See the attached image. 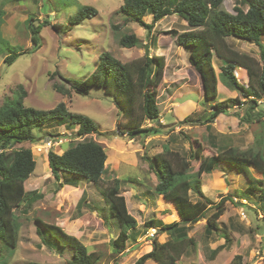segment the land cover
Masks as SVG:
<instances>
[{
	"label": "rangeland",
	"instance_id": "obj_1",
	"mask_svg": "<svg viewBox=\"0 0 264 264\" xmlns=\"http://www.w3.org/2000/svg\"><path fill=\"white\" fill-rule=\"evenodd\" d=\"M122 4L123 0H0V107L10 104L12 99L25 92L24 104L27 107L49 111L64 103L69 112L87 116L99 126L96 135L78 138L77 127L49 124L34 131L35 143L15 147L33 151L37 167L25 187L29 192L43 195V198L34 203L28 214L24 211L26 204L16 209L15 217L20 225L18 245L11 248L0 242V264H68L72 260L73 250L59 249L57 242L53 246L50 242L47 245L42 243L37 235L39 226L36 220L62 227L67 234L77 236L90 251L100 252L102 260L97 264H134L152 249L149 233L155 232L161 243L169 240L168 235H160L156 229L148 230L145 224L156 218L152 211L159 207L154 190L158 178L151 167L153 156L169 149L188 158L194 141L207 150L208 156L228 148L264 155V114L260 120L257 115L261 111L264 113V99L251 110L250 122L239 121L236 116L244 114L246 106H235L220 115L207 129L204 118L214 103L229 98H238L244 103L249 98H244L240 91L230 90L218 77L217 99L205 101L202 79L189 65V52L179 47L171 35L174 31H186L189 28L187 23L174 14L156 23L152 34H148L134 21L125 23L127 17L118 13ZM85 6L94 7L97 15L81 24L71 25L70 18ZM235 7H243V0H224L223 8L229 13L235 14ZM145 21L151 24L153 18L147 16ZM54 25L59 28L55 29ZM31 26L39 30V48L32 44ZM126 34H135L141 45L131 49L121 47L119 40ZM154 39L157 40L155 45ZM228 43L234 50L256 59L263 67L261 51L255 43L235 38H229ZM146 47L150 57L163 56L169 66L173 63L180 65L176 77L170 67L168 79L163 80L157 97L161 118L168 124L175 122L159 128L158 121H146L148 128L158 126L160 134L142 135L130 140L123 130L117 129L119 111L103 89L92 88L90 95L85 96L73 90L70 83L90 76L103 53H110L124 63L145 56ZM17 54L21 55L13 63L6 62L8 57ZM222 64L215 58L218 76ZM236 75L241 84L248 86L240 71ZM86 138L103 145L108 155V169L98 187L87 182L83 184L84 180L79 182V188L86 192L79 208V192L67 188L57 191L59 182L49 167L47 154L49 151L63 154ZM49 142L52 143L51 148L48 147ZM199 166L200 162H192L194 172L199 170ZM249 170L257 179L253 186L258 189L250 194L247 189L249 179L226 165L201 177L203 193L213 203H218L223 197L229 199L219 223L223 232L231 237V243L225 250H220L219 247L226 242L225 237L217 234L206 238L205 220L193 224L190 236L198 245L195 250L189 249L180 264H230L237 255H241L246 264H264V179L254 169ZM116 178L123 180L120 194L125 197L128 211L138 224L129 232L130 239L121 253L112 246V241L122 229L121 224L107 215L103 217L97 210L106 206L99 190L111 186ZM245 191L248 204L244 205L238 199L243 198ZM192 197L193 200L196 198L194 194ZM164 207L167 213L165 222H175L171 206ZM242 211L246 213L245 220L241 216ZM211 213L213 209L207 215ZM216 249L220 253L216 258L211 257Z\"/></svg>",
	"mask_w": 264,
	"mask_h": 264
},
{
	"label": "trees",
	"instance_id": "obj_2",
	"mask_svg": "<svg viewBox=\"0 0 264 264\" xmlns=\"http://www.w3.org/2000/svg\"><path fill=\"white\" fill-rule=\"evenodd\" d=\"M223 2L224 0H123L118 10V13L127 17L125 23L134 21L148 34H152L156 23L177 14L189 28L183 32H171V35L179 47L189 52V63L202 79L205 101L217 99L218 77L230 90L240 91L244 98H249L244 103L238 98L214 103L209 115L204 118L207 129L211 128V124L220 115L228 113L235 106H246L244 114L236 116L242 122H250L253 114L251 110L257 108L259 100L264 99V65L261 67L256 59L234 50L228 43L229 38L255 43L260 48L264 62V0H243V7H235V14L226 11ZM97 13L94 7L85 6L76 16L70 18V24H81L95 17ZM147 16L153 18L151 24L146 23ZM54 28L59 27L54 25ZM31 33L33 46L39 48V30L31 26ZM119 44L123 48L131 49L139 47L141 40L135 34H126L120 38ZM21 54L11 55L6 62L13 63ZM215 58L224 63L220 66L219 76L214 66ZM164 70L163 56L145 55L123 63L112 54L103 53L96 70L86 79L70 83V86L85 96L90 95L92 88L103 89L119 111L118 129L123 130V134L130 140H134L142 135L151 136L161 132L157 127L148 128L145 124L146 121H155L160 117L157 97L164 80ZM237 71L247 79L248 86L239 82ZM25 96L26 93L22 92L16 99H12L10 104L6 103L0 107V242L11 248H16L19 240L20 225L15 217L16 209L26 204L24 211L28 214L34 203L43 198V195L36 191L29 192L25 189V182L37 167L33 151L26 147H15L35 143L37 137L34 131L54 123L59 127L78 126V138L92 137L99 132L95 121L87 116L69 112L64 103L49 111L38 110L24 104ZM263 114V111L257 114L259 120ZM107 160L108 155L103 145L87 138L77 142L63 154L53 151L47 154L49 167L59 182L57 191L65 185L78 187L82 180L98 187L107 173ZM194 161L200 162L197 172L192 168ZM223 165L234 168L238 174H244L249 179L248 194L258 190L253 186L257 179L251 175L249 168L254 169L264 179V155L250 150L228 148L208 156L207 150L194 141L190 146L188 158L169 149L153 156L151 167L158 178L154 190L156 194L163 196L179 220L171 223L153 218L148 220L145 223L148 230L156 229L158 234L168 235L169 240L161 243L156 237L152 241L151 251L142 255L134 264H146L148 261H154L156 264H179L189 249L195 250L197 246L196 239L189 236L188 225L203 220H206V238L219 234L226 239L219 249L230 246L231 237L223 232L219 223L229 199L223 197L218 203H213L202 192L201 181L204 174H211ZM122 181L116 178L111 186L99 190L106 206L97 208L103 217L107 215L114 218L122 226L119 235L112 241L117 253L124 251L125 244L130 239L129 232L138 225L128 211L125 197L120 194ZM130 181L138 182L132 179ZM191 194L196 195L197 200H193ZM83 197L78 203L79 208ZM242 197L238 202L247 201L246 191ZM210 209H213V213L207 215ZM36 221L39 226L37 233L44 245L50 242V246H53L57 242L59 249L74 251L68 264H97L102 260L100 252L90 251L78 238L67 234L61 227L41 220ZM219 249L212 251L211 257H216ZM230 264H244L243 257L235 256Z\"/></svg>",
	"mask_w": 264,
	"mask_h": 264
},
{
	"label": "crops",
	"instance_id": "obj_3",
	"mask_svg": "<svg viewBox=\"0 0 264 264\" xmlns=\"http://www.w3.org/2000/svg\"><path fill=\"white\" fill-rule=\"evenodd\" d=\"M120 8V7H119ZM154 41H156L155 43H157V40L156 39H154ZM155 43H154V45H155ZM157 46H158V44H157ZM153 50V49H152ZM154 51V53H155V50H153ZM166 60V64H165V70H164V80H166L167 81V79H168V73L170 72V67L171 68H173V76L174 77H176V76H178L177 74H178V72H180V69H179V67H180V65L178 64V63H173V65L172 66H169L168 64H167V59H165ZM188 61H189V58H188ZM189 65H190V63H189ZM191 66V65H190ZM192 68V67H191ZM194 69V68H193ZM176 74V75H175ZM180 74V73H179ZM188 74H189V72H188ZM199 75V74H198ZM201 78V77H200ZM161 115V114H160ZM118 121V120H117ZM156 121H158L159 122V124H160V127L159 128H162V125L163 126H169V125H171V124H174V122H172L171 124H168V123H166V121L163 119V118H161V116L159 117V120H156ZM240 121V120H239ZM147 122H149V121H147ZM146 122V123H147ZM118 123V122H117ZM117 123H116V127H117V129H118V126H117ZM66 126V125H65ZM74 127H77L78 128V126H74ZM157 128H158V126H157ZM78 130V129H77ZM134 140H136V139H134ZM106 169H108V167H107V162H106ZM61 181H63V180H61ZM60 181V182H61ZM27 182V181H26ZM26 182H25V184H26ZM81 182V181H80ZM58 183V182H57ZM84 183H86V182H84L83 181V184ZM88 183V182H87ZM83 184H82V186H83ZM88 184H92V183H88ZM157 185V183L155 184V186ZM63 188H67V189H73V190H75V191H77V192H79V196L82 198L83 197V195H85L86 194V192H85V189H81V188H79V186L78 187H73V186H69V185H65ZM62 188V189H63ZM202 188H203V183H202ZM25 189H26V187H25ZM155 189V188H154ZM27 191V190H26ZM202 192H203V189H202ZM158 195V194H157ZM192 195V194H191ZM196 196V195H195ZM193 198V197H192ZM158 200H159V207L158 208H156V209H154L155 211H152V214H153V216L154 217H156L155 219H159V220H162V221H164V223H168V222H165V220L167 221V213H166V209H165V207L164 206H166V205H169L165 200H164V198H163V196H161V195H158ZM194 200H197V198H195ZM96 207H98V206H95V208ZM98 210V209H97ZM157 212V213H156ZM170 212H172V214L174 215V217H175V220L176 221H178L179 220V217H178V215L174 212V211H170ZM161 213V214H160ZM160 214V215H159ZM166 216V217H165ZM263 216V215H262ZM261 216V217H262ZM152 218V217H151ZM259 219V218H258ZM137 221V220H136ZM204 221V220H203ZM201 222V221H200ZM199 222V223H200ZM205 223H206V220H205ZM188 226H190V231H189V236H190V234H191V226L192 225H188ZM206 226V225H205ZM62 228V227H61ZM64 231H66L64 228H62ZM67 232V231H66ZM68 233V232H67ZM37 235H38V233H37ZM216 236V234H213V236ZM71 236H74V235H71ZM212 236V235H211ZM74 237H76V238H78L77 236H74ZM79 239V238H78ZM80 240V239H79ZM84 244V243H83ZM85 245V244H84ZM198 245V244H197ZM224 245V244H223ZM223 245H221V246H223ZM226 249V248H225ZM225 249H223V250H225ZM150 252V251H149ZM220 253V252H219ZM218 253V254H219ZM217 254V255H218ZM186 255H187V253H186ZM184 257V256H183ZM217 257V256H216ZM215 257V258H216ZM182 259V258H181ZM156 264V263H155ZM179 264H180V262H179ZM244 264H246V263H244Z\"/></svg>",
	"mask_w": 264,
	"mask_h": 264
},
{
	"label": "built area",
	"instance_id": "obj_4",
	"mask_svg": "<svg viewBox=\"0 0 264 264\" xmlns=\"http://www.w3.org/2000/svg\"><path fill=\"white\" fill-rule=\"evenodd\" d=\"M48 147H50V148L52 147V143H51V142L48 143ZM238 201H239V200H238ZM241 202H242L244 205H245V204H248L247 201H245V200H242ZM241 216H242V218H243L244 220L247 219L246 213L243 212V211L241 212ZM148 238H149L150 241L152 242V241L156 238V233H155V232H151V233H149V234H148Z\"/></svg>",
	"mask_w": 264,
	"mask_h": 264
},
{
	"label": "water",
	"instance_id": "obj_5",
	"mask_svg": "<svg viewBox=\"0 0 264 264\" xmlns=\"http://www.w3.org/2000/svg\"><path fill=\"white\" fill-rule=\"evenodd\" d=\"M146 55H150L149 49L146 47ZM122 136H124L123 134H121Z\"/></svg>",
	"mask_w": 264,
	"mask_h": 264
}]
</instances>
